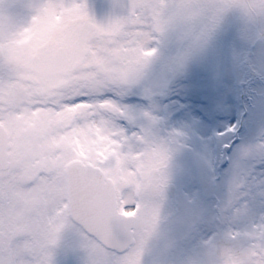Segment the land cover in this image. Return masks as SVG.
<instances>
[{
  "label": "snow or ice",
  "instance_id": "6c2138e0",
  "mask_svg": "<svg viewBox=\"0 0 264 264\" xmlns=\"http://www.w3.org/2000/svg\"><path fill=\"white\" fill-rule=\"evenodd\" d=\"M221 36L225 45L217 60L206 61ZM171 37L179 50L170 71L179 75L200 63L192 91L205 97L201 103L207 114H201L198 137L169 129L151 108L141 112L138 124L118 126L124 138L139 137L142 149L161 155L160 184L166 189L165 202L173 208L172 244L165 249L142 247L136 264H264V126L257 142L240 151L235 166L231 157H224L233 147L237 126L212 130L215 120L223 118L212 111L214 102L231 106L244 89L264 91V0H26L16 21L0 27V96L16 87L22 67L56 66L71 40L82 45L78 63L91 73L97 70V61L121 70L145 69ZM37 60L41 63L34 65ZM257 63L260 68L254 70ZM237 79L245 83L237 85ZM74 91L79 94L69 100L72 105L91 104L86 83ZM159 93L134 91L123 103L136 94L154 101ZM101 98L104 102L113 96L105 93ZM240 99L246 101L244 96ZM185 154L188 162L176 168L177 156ZM113 164L109 160L105 166ZM177 178L192 191L174 200ZM7 179L0 174V186ZM51 201L49 220L63 238L53 264H90L82 255L90 234L81 222V207L70 195L55 191ZM133 208L137 223L151 210L150 236L159 224L161 205L140 197L124 204L123 212L131 214ZM112 211L126 224L118 205ZM202 245L214 246L211 262ZM130 249L115 253L109 264H124ZM19 260L11 250L0 252V264H19Z\"/></svg>",
  "mask_w": 264,
  "mask_h": 264
},
{
  "label": "rangeland",
  "instance_id": "374dc122",
  "mask_svg": "<svg viewBox=\"0 0 264 264\" xmlns=\"http://www.w3.org/2000/svg\"><path fill=\"white\" fill-rule=\"evenodd\" d=\"M25 2L26 0H0V27L6 28L14 23ZM3 3L9 4V12L5 13L3 10ZM224 45L225 38L221 36L209 49L205 60L216 61ZM177 47L176 38L171 37L158 48L151 60L150 75L160 85L159 96L154 101L146 100L142 95H150L153 87V82L147 79L144 69L109 68L102 61H97V70L94 72L89 73L84 65L77 63L75 66L81 69L79 75L41 82L40 93L50 97L46 109L32 110L25 107L19 111H5L6 103L14 105L21 97L25 102L31 103L35 78L20 71L16 87L0 96V124L7 130L10 144V167L0 172L8 178L6 185L0 186V252L13 251L20 258L19 264H53L61 250L59 240L63 238L58 233L53 235L55 230H52L47 211L49 208L52 210V201L51 196L45 195L50 189L44 173L51 171L55 165L64 167L74 159L98 166L111 177L122 211L124 204L132 202L133 196L147 197L161 205L158 224L160 232L149 236L146 229L138 234L140 242L138 239L123 258L124 264H136L142 247H169L172 244L170 217L173 208L164 200L166 189L159 179L162 157L155 151L142 149L139 137L124 138L120 135L118 126L122 122H127L130 126L138 124L141 112L151 108L155 115L165 120L169 129L183 131L193 137L199 136L201 114L207 113L201 103L205 97L193 94L192 80L199 78L200 63L192 64L184 73L173 76L170 69ZM259 68L260 64L257 63L254 70ZM82 82L87 84L93 97L110 93L113 99L102 103L63 107L61 111H56V106L61 102L69 101L73 95L79 94L74 89ZM236 83L240 85L245 81L237 79ZM134 91L142 94L128 97L124 104V98ZM241 96L246 97V101L241 100ZM236 98L238 103L235 105L214 102L212 107V111L223 117L215 120L213 131H223L230 125H236L240 132V141L229 154L234 166L238 163L240 151L257 142L259 131L264 126V91L259 88L244 89L238 92ZM40 110L47 112L45 122L39 117ZM77 120L84 122L78 124ZM53 129L55 133L49 136L46 143H34L35 137L48 135ZM109 160H113L114 164L106 167ZM187 162V154L177 156L176 168ZM147 180L155 184L153 196L147 195ZM126 188L132 189L127 196L122 194ZM174 188V200L192 191L186 189L179 178L175 181ZM144 221L149 224L148 228L150 224H154L151 210L145 213ZM85 240L87 247L82 250V255L90 260V264H109V260L115 256L90 238L85 237ZM212 247L202 245L210 262L213 259Z\"/></svg>",
  "mask_w": 264,
  "mask_h": 264
},
{
  "label": "clouds",
  "instance_id": "9594fccd",
  "mask_svg": "<svg viewBox=\"0 0 264 264\" xmlns=\"http://www.w3.org/2000/svg\"><path fill=\"white\" fill-rule=\"evenodd\" d=\"M5 13L10 11V6L7 3L2 5ZM179 50V45L176 49V53ZM82 54V45L78 44L75 40H71L59 58V63L53 67H38V66H25L21 68V71L27 75L34 77L33 87L34 94L31 96V103L25 102L24 98H18L14 105L5 104V111L16 110L19 111L22 108L30 107L32 110L46 109L50 103V97L43 95L39 91L41 82L53 79H67L71 76L79 75L81 69L75 65L78 63ZM41 61H34V65H39ZM146 77L149 81L153 82L152 90H160V85L151 77L150 66L144 69ZM91 103H102L101 97H92ZM79 104L72 105L69 101H63L60 105H57L55 110L61 111L63 107H75ZM83 120H77L76 123H83ZM55 133L53 129L48 135L38 136L34 138V143L37 145L44 144L48 141L49 136ZM48 181V188L50 191L45 192L46 196H51L52 191L61 195H70L75 203L80 207L89 206L99 200H108L114 197V193L111 192V186L107 184V181L103 175L94 169L81 167L79 165L71 168H64L59 165L52 167L51 171L44 173ZM132 192V189L126 188L123 190V195L127 196ZM140 197L133 196L132 203ZM147 199V197H144ZM48 214L51 212V208L48 210ZM38 215H44V213H38ZM137 212L133 208L131 214L127 217H122L130 229H134L137 225Z\"/></svg>",
  "mask_w": 264,
  "mask_h": 264
},
{
  "label": "water",
  "instance_id": "95a60500",
  "mask_svg": "<svg viewBox=\"0 0 264 264\" xmlns=\"http://www.w3.org/2000/svg\"><path fill=\"white\" fill-rule=\"evenodd\" d=\"M7 136L0 127V168L7 166ZM79 165L81 167L91 168L99 172L96 168L90 166H83L77 161L71 162L65 168H71ZM101 173V172H99ZM102 174V173H101ZM103 175V174H102ZM104 177V176H103ZM105 178V177H104ZM107 184L111 186V192L115 194L112 182L105 178ZM151 185L149 186L150 189ZM116 206L115 195L113 198L108 200H99L89 206L80 208L81 222L87 229V232L104 245L107 249L114 250L116 252H122L125 248L133 242L132 229L125 223L118 221L114 215L112 209ZM120 217L125 215L119 214ZM140 223H137L135 228H139ZM134 228V229H135ZM126 238V243H121V239Z\"/></svg>",
  "mask_w": 264,
  "mask_h": 264
},
{
  "label": "flooded vegetation",
  "instance_id": "af4514ba",
  "mask_svg": "<svg viewBox=\"0 0 264 264\" xmlns=\"http://www.w3.org/2000/svg\"><path fill=\"white\" fill-rule=\"evenodd\" d=\"M52 229H54V228L52 227ZM55 234H56V233H55ZM53 240H55V239L53 238ZM53 240H52V241H53Z\"/></svg>",
  "mask_w": 264,
  "mask_h": 264
}]
</instances>
